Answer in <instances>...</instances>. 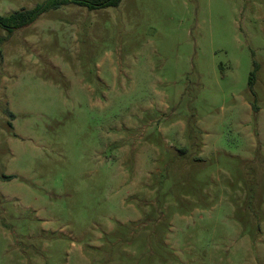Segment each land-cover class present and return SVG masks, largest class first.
<instances>
[{"label": "rangeland", "instance_id": "1", "mask_svg": "<svg viewBox=\"0 0 264 264\" xmlns=\"http://www.w3.org/2000/svg\"><path fill=\"white\" fill-rule=\"evenodd\" d=\"M0 264H264V0L0 27Z\"/></svg>", "mask_w": 264, "mask_h": 264}, {"label": "trees", "instance_id": "2", "mask_svg": "<svg viewBox=\"0 0 264 264\" xmlns=\"http://www.w3.org/2000/svg\"><path fill=\"white\" fill-rule=\"evenodd\" d=\"M122 0H44L31 9H22L13 12L8 17H0V27L9 34L28 27L36 22L44 13L60 9L63 6L74 4L89 10L115 8L121 4ZM252 81V79H250Z\"/></svg>", "mask_w": 264, "mask_h": 264}]
</instances>
